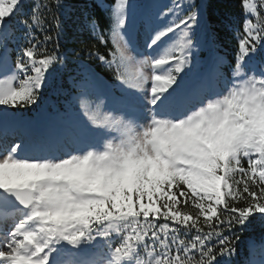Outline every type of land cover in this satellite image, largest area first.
<instances>
[{"label":"snow or ice","instance_id":"snow-or-ice-1","mask_svg":"<svg viewBox=\"0 0 264 264\" xmlns=\"http://www.w3.org/2000/svg\"><path fill=\"white\" fill-rule=\"evenodd\" d=\"M24 3L0 0V264H233L264 220V0H241L230 78L217 54L210 73L195 71L208 43L195 0H113L106 36L85 13L112 46L88 55L120 96L102 105L82 91L55 135L18 110L38 106L79 50L60 51L61 0H32L16 21Z\"/></svg>","mask_w":264,"mask_h":264},{"label":"trees","instance_id":"trees-1","mask_svg":"<svg viewBox=\"0 0 264 264\" xmlns=\"http://www.w3.org/2000/svg\"><path fill=\"white\" fill-rule=\"evenodd\" d=\"M102 2L103 7L101 0H61L59 9L53 5V11L57 12L64 22V35L59 40L60 51L79 50V56L68 54L66 66L62 70L57 66V78L44 90L43 99L38 106L19 109L22 116L33 119L42 116L47 121L63 126L60 117L66 112H71L73 115L79 112V98L82 91L88 92L87 98L93 103L100 99L101 90L116 97L120 96L119 90L111 87L117 84L114 72L106 68L97 58L88 55L89 49L95 48L107 56L108 49L112 47L110 41L107 45L102 44L89 28L84 27V14L87 13L89 20L94 17L99 22L100 31L107 35L105 30L109 21L104 7L111 5L113 0H102ZM142 2L146 3L145 0ZM195 3L204 6V19L208 32V43L199 48V54L206 56L201 69L205 70L209 64L210 73L213 64L212 55L217 54L225 58L226 64L221 71L230 78V67L235 63L237 47L232 29L239 28L244 18L240 6L241 0H195ZM168 4L166 2L163 5ZM31 7L32 0H25L23 12L18 14L15 20L18 21L26 15ZM7 23L12 24L14 21L10 20ZM16 35H20V32L17 31ZM37 35L41 34L37 32ZM10 47L15 46L10 45ZM52 47L53 44L49 43L48 48ZM15 58L16 51L13 50L11 53L13 63ZM9 111L16 112L17 109L10 108ZM232 260L233 264H264V220L258 215L242 233L236 255Z\"/></svg>","mask_w":264,"mask_h":264},{"label":"rangeland","instance_id":"rangeland-1","mask_svg":"<svg viewBox=\"0 0 264 264\" xmlns=\"http://www.w3.org/2000/svg\"><path fill=\"white\" fill-rule=\"evenodd\" d=\"M149 1L150 2H153V0H148V2ZM155 2H157V0H155ZM166 2L170 3V0H159L158 1V3L161 4V5H163ZM161 23H163V22H161ZM174 38L175 37H173V39ZM195 39H196V37H195ZM138 42L140 44L141 51L143 52L144 55H150V54H152L148 49H146V47H144V37H143V35H141V36L138 37ZM152 51L154 52L155 49L152 50ZM161 51H162V49H161ZM195 51H196V49H194V52ZM205 58H206L205 55L199 54V61H200V63L198 65V67L195 69V71L198 74H203V73L206 74L207 71L209 73V70L211 68V67H209L210 66L209 64L207 65V67H206L205 70H202L201 69L203 67L202 65L204 63V59ZM149 87H150V85H149ZM113 97H114L113 95H110L108 97L105 96V100H104V96L103 95H100V99H98L94 103H100L102 105H108V104H111L112 103V98ZM102 100H104V101H102ZM5 107H7V106H0V112H2ZM9 110H10V108H9ZM22 119L24 121H26V122H29L31 124V126H32V129H36L37 128L38 130L42 131L41 133H44V134L51 133V134L55 135L58 132H60L62 130V128H63V126H60V125H57L56 126V125L52 124L50 121L49 122H46L42 118L26 119L25 117H22ZM19 137H20V131L19 130H17L15 133H13V130L11 128L9 129V134H8V143L9 144H15V143H17L18 140H19Z\"/></svg>","mask_w":264,"mask_h":264}]
</instances>
